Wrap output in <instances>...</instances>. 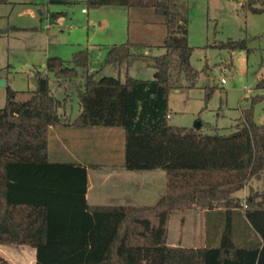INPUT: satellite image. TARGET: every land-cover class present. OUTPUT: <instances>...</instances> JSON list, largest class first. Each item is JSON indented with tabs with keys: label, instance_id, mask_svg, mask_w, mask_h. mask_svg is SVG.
Here are the masks:
<instances>
[{
	"label": "trees",
	"instance_id": "trees-1",
	"mask_svg": "<svg viewBox=\"0 0 264 264\" xmlns=\"http://www.w3.org/2000/svg\"><path fill=\"white\" fill-rule=\"evenodd\" d=\"M86 2L94 8L154 9L165 17L166 52L155 58L152 80L87 74L78 93L81 111L73 121L59 113L62 103L52 94L46 72L38 71L35 90L22 93L20 100L8 86L6 104L0 108V245L34 248L36 264H264V190L250 187L245 199L238 195L252 180L264 182V125L254 121L253 107L228 135L171 125L170 90L178 88L180 75L191 86L198 75L190 60L187 16L169 0ZM244 6L260 13L264 0H249ZM217 46L248 49L247 40ZM135 47L148 46L129 40L114 45L105 64L128 60ZM90 64L85 48L70 61L50 57L46 71L71 80L78 77V68ZM258 88H264V80ZM54 126L122 129L125 168L165 171L164 194L149 206L89 205L87 166L49 158ZM198 209L222 216L221 227L216 226L211 239L207 236L206 246H168L172 214ZM235 227L242 235L240 243ZM137 251L143 259L137 260ZM0 264L11 263L0 256Z\"/></svg>",
	"mask_w": 264,
	"mask_h": 264
},
{
	"label": "rangeland",
	"instance_id": "rangeland-1",
	"mask_svg": "<svg viewBox=\"0 0 264 264\" xmlns=\"http://www.w3.org/2000/svg\"><path fill=\"white\" fill-rule=\"evenodd\" d=\"M67 1L66 4H50L48 0L0 3V79L6 81V85L0 87V108L6 104L8 86L19 93V100L23 98L22 93L35 90L38 71L47 73L52 94L62 103L59 113L72 121L81 111L78 93L83 89L87 74H96L97 79L107 76L122 81L128 76L154 79V60L166 52L164 16L152 8L109 5L94 8L86 0ZM169 1L188 18V44L193 48L190 60L198 73L193 86L180 75L178 88L170 90L169 123L203 133L228 135L241 124L245 110L253 107L254 121L264 125V88H258L260 80H264V11L254 13L247 9L244 5L249 0ZM55 13L62 16H53ZM128 40L148 47H135L133 57L106 65L110 48ZM242 40H247V50L230 51L217 46ZM85 48L90 51L91 64L88 69L78 68V77L59 79L46 71L50 57L70 61L75 52ZM256 97L261 99L253 103ZM199 122L200 129L197 128ZM57 131L61 128L53 133L60 144L55 152L51 149L53 139L50 140L49 158L84 163L92 184L90 202H94L96 195L102 199L100 202H108L105 197L110 188L101 177L107 168L100 159L111 153L124 154L123 131L101 129L97 135L85 139H78V133H88V130L77 131L67 138L59 136ZM109 131H118L121 139L117 136L114 141L102 136ZM251 183L254 189L264 190L262 180L254 179ZM182 217L180 211L173 214L170 240L177 241L184 235ZM221 217L217 212L209 213L202 236L206 234L211 239ZM235 230V240L240 243L241 232L236 227ZM242 231L245 234L246 228ZM134 255L137 260L143 259L139 251ZM0 256L11 264H36V252L34 255L29 247L0 245ZM138 264L142 263L138 261Z\"/></svg>",
	"mask_w": 264,
	"mask_h": 264
},
{
	"label": "crops",
	"instance_id": "crops-1",
	"mask_svg": "<svg viewBox=\"0 0 264 264\" xmlns=\"http://www.w3.org/2000/svg\"><path fill=\"white\" fill-rule=\"evenodd\" d=\"M72 120V119H71ZM61 128V131L56 133L59 136L65 135L73 136L77 131L88 130V133H78V139H85L87 137H92L94 134H98V130L101 129H112V128H90V129H77L71 126H54L50 128L49 134V145L50 140L53 139L52 150L57 151V146L60 144V141L53 135L56 128ZM54 128V129H53ZM115 129V128H113ZM119 129V128H118ZM122 130V129H121ZM123 131V130H122ZM92 132V133H91ZM103 137L113 138L114 141L117 140V136L121 139V133H113L112 131L104 134ZM124 136V132L122 133ZM68 141L70 139H67ZM57 141V142H54ZM63 144L61 143L60 146ZM114 150V149H113ZM100 161L106 163V172L101 177H104L107 180L109 194L105 197L108 202H100L102 199L98 196H93L94 202H90L92 184L90 182V176L88 172V192H87V201L89 205H137V206H149L154 205V202H157L159 198L164 194L166 189V173L161 169L149 170V171H130L125 168L124 165V154L116 155L111 153ZM82 163V162H81ZM84 164V163H82ZM88 170V168H87ZM253 181V180H252ZM251 181V182H252ZM250 187L252 183L247 186L244 190L238 193V195L245 199L249 194ZM149 191V192H148ZM107 194V193H106ZM177 212V211H176ZM175 213V212H174ZM173 213V214H174ZM210 212L206 210H190L186 213H183L185 221L181 225H184V235L180 236L179 240L173 241L170 240V232L168 233L167 244L172 247H187V248H198L206 246L207 236H202V230L204 225L208 223L207 216ZM173 214L170 219V223L173 217ZM191 222V223H190ZM193 224V225H191ZM222 221L219 220L218 227H221ZM198 231L199 235H196ZM204 237V238H203ZM28 247V246H22ZM32 249V252L35 255V249Z\"/></svg>",
	"mask_w": 264,
	"mask_h": 264
},
{
	"label": "water",
	"instance_id": "water-1",
	"mask_svg": "<svg viewBox=\"0 0 264 264\" xmlns=\"http://www.w3.org/2000/svg\"><path fill=\"white\" fill-rule=\"evenodd\" d=\"M6 85V81L5 80H3V79H0V87H2V86H5ZM201 123L199 122L198 124H197V128H201Z\"/></svg>",
	"mask_w": 264,
	"mask_h": 264
},
{
	"label": "built area",
	"instance_id": "built-area-1",
	"mask_svg": "<svg viewBox=\"0 0 264 264\" xmlns=\"http://www.w3.org/2000/svg\"><path fill=\"white\" fill-rule=\"evenodd\" d=\"M83 12H86V10L84 9ZM50 24L47 25V27L49 28ZM222 83H225V79H222Z\"/></svg>",
	"mask_w": 264,
	"mask_h": 264
}]
</instances>
